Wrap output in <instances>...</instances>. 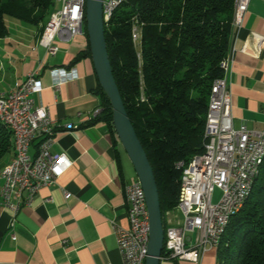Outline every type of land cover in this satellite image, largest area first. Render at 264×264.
Here are the masks:
<instances>
[{
    "label": "crops",
    "instance_id": "crops-1",
    "mask_svg": "<svg viewBox=\"0 0 264 264\" xmlns=\"http://www.w3.org/2000/svg\"><path fill=\"white\" fill-rule=\"evenodd\" d=\"M57 10L50 13L40 36L32 37L28 25L9 19L13 26L0 39V93L16 88L28 72L39 68L43 89L32 97L53 120L56 135L50 151L64 152L72 160L56 184L41 187L31 205L18 211L13 225L12 212L0 199V264H122L111 221L127 227L123 187L135 174L120 144L115 145V133L92 117L100 101L90 54L73 61L89 48L86 35L56 40L55 55L37 44L47 43ZM252 32L264 37V0H250L241 27L232 29L233 61L227 78L233 127L245 125L258 132L264 129V39L256 54ZM54 67L73 68L77 78L56 89L50 75ZM69 122L77 127L67 130ZM38 141L32 142L31 152ZM13 156L11 150L0 159V172ZM160 264H217V247L208 248L197 262L175 259Z\"/></svg>",
    "mask_w": 264,
    "mask_h": 264
},
{
    "label": "trees",
    "instance_id": "trees-1",
    "mask_svg": "<svg viewBox=\"0 0 264 264\" xmlns=\"http://www.w3.org/2000/svg\"><path fill=\"white\" fill-rule=\"evenodd\" d=\"M52 5L53 0H0V39L9 34L6 17L42 28ZM233 7L234 0H126L104 23L112 74L151 164L163 221L177 204L182 171L176 163L203 152L211 86L222 77L220 62L230 52ZM86 54L89 48L73 61ZM94 92L100 101L94 119L115 133L107 95L98 83ZM11 150L12 133L0 121V159ZM217 264H264V161L249 197L225 226Z\"/></svg>",
    "mask_w": 264,
    "mask_h": 264
},
{
    "label": "built area",
    "instance_id": "built-area-1",
    "mask_svg": "<svg viewBox=\"0 0 264 264\" xmlns=\"http://www.w3.org/2000/svg\"><path fill=\"white\" fill-rule=\"evenodd\" d=\"M60 7L53 15L48 30L47 43L37 44L47 54L58 51L56 40L68 42L84 35L86 0H58ZM126 0H102L104 16H112ZM250 0H234L232 26L241 27ZM136 23V22H135ZM134 23L132 40L139 41V27ZM255 53L261 51L262 35L251 33ZM245 49V47L243 48ZM232 55L220 62L222 77L213 81L205 114L203 130V152L194 154L187 162L180 160V188L177 204L164 215V240L160 261L190 260L197 262L211 247L214 235L223 216L229 210L239 209V195L244 187L251 166L257 163L258 155L264 150V129L252 131L241 125L234 128L231 121V95L227 78L230 74ZM39 68L27 73L23 82L7 93H0V115L9 117L18 132L17 162H12L10 171L2 178L0 199L2 206L15 215L23 206L31 205L41 187L57 183L71 165L72 160L64 152L51 153L56 129L44 105L36 104L34 94L42 89ZM52 85L59 86L77 78L75 69H50ZM100 107L93 111L96 117ZM77 125L65 124L67 130ZM39 138L31 152V144ZM215 190L220 192L216 201ZM127 203V227L111 221L116 246L122 264H144L149 241V218L145 194L140 180L134 176L123 187ZM69 196L67 192L64 193ZM180 217V218H178ZM195 236L192 238V234ZM14 238V234L12 235Z\"/></svg>",
    "mask_w": 264,
    "mask_h": 264
},
{
    "label": "water",
    "instance_id": "water-1",
    "mask_svg": "<svg viewBox=\"0 0 264 264\" xmlns=\"http://www.w3.org/2000/svg\"><path fill=\"white\" fill-rule=\"evenodd\" d=\"M84 21V32L88 40L97 82L111 104L113 130L132 165L135 176L140 180L145 194L149 218V241L144 264H160L164 225L158 188L151 164L127 115L112 74L104 35L102 0H86Z\"/></svg>",
    "mask_w": 264,
    "mask_h": 264
},
{
    "label": "bare ground",
    "instance_id": "bare-ground-1",
    "mask_svg": "<svg viewBox=\"0 0 264 264\" xmlns=\"http://www.w3.org/2000/svg\"><path fill=\"white\" fill-rule=\"evenodd\" d=\"M102 13H103V6H102ZM111 16H104L102 15L103 22L106 23ZM85 16H80V24H85ZM0 121L4 123L9 130L12 133V138H13V149H14V156L12 160L2 169L1 171V176H6L7 172L10 171V167L12 162H17V144H18V132L17 129L13 126L12 121L9 117H3L0 115ZM264 161V150L261 154L258 155V160L257 163H254L249 171V175L246 177V181L244 184V187L241 191V194L239 195V208L243 205L244 201L249 197V194L251 192L252 186L254 179L257 177L258 172L260 170V166L262 165ZM128 183L125 184L124 187H127ZM2 204V202H1ZM238 211V209H232L229 210L227 213H225V216L222 218V222L220 224V227L218 229V235H214L212 245L211 247H217L221 235L223 234V231L225 229V226L227 225L229 219Z\"/></svg>",
    "mask_w": 264,
    "mask_h": 264
},
{
    "label": "rangeland",
    "instance_id": "rangeland-1",
    "mask_svg": "<svg viewBox=\"0 0 264 264\" xmlns=\"http://www.w3.org/2000/svg\"><path fill=\"white\" fill-rule=\"evenodd\" d=\"M60 7V2L58 1V0H53V5H52V11L51 12H53L54 10H56V9H58ZM6 24H7V26H8V28H12V23H10L9 22V19H12V21H16V22H21V23H24L25 25H28L29 26V28H30V31L32 32V37H34V36H40L41 35V33H42V30L44 29V27H45V25H44V27H40L41 25L40 24H38V25H34V24H30V23H26V22H23V21H20V20H17V19H15V18H11V17H6ZM6 65H7V63H5ZM3 158V157H2ZM1 158V159H2ZM2 163V160H0V164ZM2 171V170H1ZM0 174H1V172H0ZM219 195H220V192L218 191V190H215L214 191V193H213V197H212V199L214 200V201H216L217 199H218V197H219ZM195 236V234L193 233L192 234V238Z\"/></svg>",
    "mask_w": 264,
    "mask_h": 264
}]
</instances>
